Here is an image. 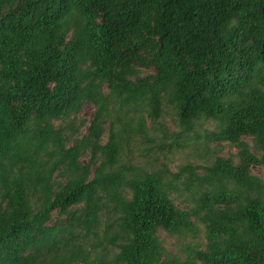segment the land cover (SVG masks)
I'll return each instance as SVG.
<instances>
[{"label":"trees","instance_id":"16d2710c","mask_svg":"<svg viewBox=\"0 0 264 264\" xmlns=\"http://www.w3.org/2000/svg\"><path fill=\"white\" fill-rule=\"evenodd\" d=\"M254 168L264 0H0V264H264Z\"/></svg>","mask_w":264,"mask_h":264},{"label":"rangeland","instance_id":"374dc122","mask_svg":"<svg viewBox=\"0 0 264 264\" xmlns=\"http://www.w3.org/2000/svg\"><path fill=\"white\" fill-rule=\"evenodd\" d=\"M95 114V108L90 105V104H85L82 108L81 113L79 114V116L76 118V126H80L81 125V121H86V124L84 127L81 128V132H86L88 127L90 126V123L94 117ZM174 116L169 114L168 116H166L165 118V125L164 127L160 126V131H158L156 134H158V138L163 137L165 139V136L167 137V133H169L170 135H172V133H174V131H176V127H175V123H174ZM168 144L171 142L169 138H167L166 141ZM153 144V143H152ZM152 144H148L147 142H145L144 140H141L140 137H138L136 140H134V142L131 144V153H129V158L130 160H132L135 164L137 165H141L145 168L150 169L153 166L158 167L159 163L165 161L169 168L172 169L173 171L177 170V168L181 165H183L186 160L188 159V153L190 149H187V151L185 152H175V153H170L167 148H159L156 149L154 152H148V148L152 145ZM211 148H214L213 146H211ZM236 151L234 149L231 148H223L221 154L223 156H228L229 154L235 153ZM167 157V160H165V158ZM88 158L85 157L83 159H81V163L85 164L87 163ZM254 173L258 174V175H263V172L258 169V168H254ZM163 239H166L168 242V245L170 246L172 239L167 237L165 234H162ZM170 248H172L170 246Z\"/></svg>","mask_w":264,"mask_h":264}]
</instances>
